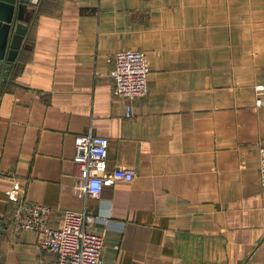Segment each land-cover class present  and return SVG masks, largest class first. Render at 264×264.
<instances>
[{
	"label": "crops",
	"instance_id": "crops-1",
	"mask_svg": "<svg viewBox=\"0 0 264 264\" xmlns=\"http://www.w3.org/2000/svg\"><path fill=\"white\" fill-rule=\"evenodd\" d=\"M13 73L0 86V264L56 254L19 227L6 190L98 215L103 264H264V0H39ZM138 48L150 70L132 102L110 58ZM108 137L106 171L130 180L88 194L74 136Z\"/></svg>",
	"mask_w": 264,
	"mask_h": 264
},
{
	"label": "built area",
	"instance_id": "built-area-1",
	"mask_svg": "<svg viewBox=\"0 0 264 264\" xmlns=\"http://www.w3.org/2000/svg\"><path fill=\"white\" fill-rule=\"evenodd\" d=\"M110 62L109 74L114 81V93L128 100L126 107L127 114H130L131 101L148 89L149 60L142 49L126 48L115 50ZM255 89L256 105L264 104V83L256 84ZM108 144L107 136L90 130L74 136L73 160L88 194L98 196L103 185L112 183L114 179L130 180L133 177L131 168L106 171ZM258 152L259 179L264 185V143H260ZM6 194L15 202L10 213L12 220L19 227L38 232L40 245L56 254L55 259L45 264H103V234L86 228L88 222L97 219L96 213L85 208H66L62 223L53 226L49 223L52 207L28 200L24 196V186L18 179L13 181Z\"/></svg>",
	"mask_w": 264,
	"mask_h": 264
},
{
	"label": "water",
	"instance_id": "water-1",
	"mask_svg": "<svg viewBox=\"0 0 264 264\" xmlns=\"http://www.w3.org/2000/svg\"><path fill=\"white\" fill-rule=\"evenodd\" d=\"M38 1L0 0V86L6 80L7 73H13L19 49L25 45L23 39L33 10L28 5L37 4ZM3 220L0 213V223Z\"/></svg>",
	"mask_w": 264,
	"mask_h": 264
}]
</instances>
